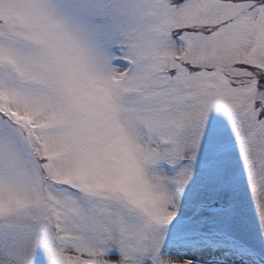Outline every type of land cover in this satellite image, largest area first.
Segmentation results:
<instances>
[{
	"label": "snow or ice",
	"instance_id": "6c2138e0",
	"mask_svg": "<svg viewBox=\"0 0 264 264\" xmlns=\"http://www.w3.org/2000/svg\"><path fill=\"white\" fill-rule=\"evenodd\" d=\"M0 264H264V0H0Z\"/></svg>",
	"mask_w": 264,
	"mask_h": 264
}]
</instances>
